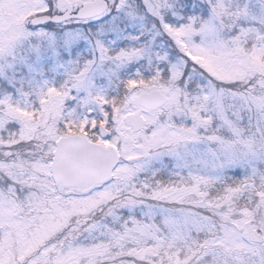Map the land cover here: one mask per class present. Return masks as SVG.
Masks as SVG:
<instances>
[{
    "label": "snow or ice",
    "instance_id": "obj_1",
    "mask_svg": "<svg viewBox=\"0 0 264 264\" xmlns=\"http://www.w3.org/2000/svg\"><path fill=\"white\" fill-rule=\"evenodd\" d=\"M0 264H264V0H0Z\"/></svg>",
    "mask_w": 264,
    "mask_h": 264
}]
</instances>
